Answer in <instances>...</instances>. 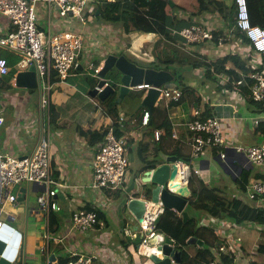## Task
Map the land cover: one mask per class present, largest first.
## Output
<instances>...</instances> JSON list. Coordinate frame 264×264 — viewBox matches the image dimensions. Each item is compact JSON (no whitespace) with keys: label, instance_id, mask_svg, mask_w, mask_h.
Masks as SVG:
<instances>
[{"label":"crops","instance_id":"crops-1","mask_svg":"<svg viewBox=\"0 0 264 264\" xmlns=\"http://www.w3.org/2000/svg\"><path fill=\"white\" fill-rule=\"evenodd\" d=\"M170 1H172V5L169 3L166 12L170 15H176L184 23L190 22V12L197 9L198 0ZM98 6L97 0H90L89 9L95 14H93L92 20L82 24L74 19L61 18L56 8L50 11L49 21L46 5L41 2L37 6L39 25L42 30L47 32L51 30L53 33L70 29L84 32L86 34V48L79 59V62L82 63H85L88 56H92V60L97 64L105 61V58L112 53L117 56L123 53L128 59L133 60L125 50V43L122 39L124 36H133L138 42L144 40L145 35H153L156 39L159 37L156 34L136 31L123 35L121 25L106 23L96 18V15L99 14ZM176 6L182 9L176 8ZM212 19V16L205 14L195 17L194 21L211 28L208 26L213 24ZM0 24H6V20L2 16H0ZM175 28H172V33ZM132 41L134 43L132 48L136 49V41ZM163 44L169 50L168 42ZM239 45L241 44H234V50L238 51L244 58L250 54H252V60L256 57L257 54L253 52L251 46ZM155 47L156 45L153 44L152 51L155 50ZM195 48L212 59L221 55L219 50H215L211 42H203ZM3 49H0V56L7 59L10 71L7 76L0 80V115L5 119V124L0 130V150L3 153L21 157L32 153L46 130L52 134L50 108L51 106L55 108L56 153L54 151L52 177L56 184L52 187L57 191L55 199L60 210L56 214L60 216V225L57 231L49 232L50 239L46 240L44 235L48 229L49 219L40 208L37 200L42 187L38 184L27 183L19 185L15 190L17 196L20 188H27L28 200L24 202L18 200V205L15 208L6 207L3 214L4 221L22 234L18 257L22 258L26 253L31 264H48V259L54 264H60L61 259L71 258L72 254L79 252L95 255L97 258L93 264H141L137 263L140 257L136 255H139L144 258L143 262L146 264L150 258L138 254L137 248L132 242L136 236L135 228L137 225L130 214L126 215L124 208V204L128 200L126 192L118 194L107 189L96 190L91 186L92 164L100 143L97 136L93 134L103 133L111 125L110 116L107 114L106 108L100 103L101 100L92 98L88 94L91 89H85V86L78 85V75L71 74L65 82H54L52 89L48 88V82L42 81L41 89H38L39 100L36 104V111L29 106L31 91L35 89L20 88L16 85V77L21 72L19 68L21 55L10 49ZM80 70L89 73L86 70ZM116 73L119 72H115L114 75ZM111 78L114 80L113 75ZM119 78L121 79V74ZM113 82L120 85L119 81L114 80ZM168 85L175 86L173 84ZM214 90L215 93L218 92L215 98H210L209 95H206L208 93L203 90L201 95L206 98L197 107L194 103V95H192L187 98L184 104L164 111V113L160 111L153 113L150 118V126L141 125L138 130L125 134L129 139V151L131 145H136V151L142 160L137 168V174H131L129 186L135 178L146 171L141 172L140 170L149 162L160 161L159 165L163 164L162 157L170 155V150L174 146H179L182 154L190 161L189 141L192 135L187 129V123L192 118L193 110L198 107L208 109L210 105H218L219 112L224 119L222 126L229 146L264 143V136L256 135V128H252L250 125V122L258 116L252 112L253 109L247 105L246 101L225 96L216 87ZM44 100H48V103L44 104ZM162 100L164 98H159L154 106L159 107L161 111L169 103L160 104ZM121 113L127 112L121 111ZM167 116L172 123V130L179 134V139H174L172 133L167 136L165 132L162 138L166 151H156L153 146L158 141L152 137V130L154 131V127L159 126ZM37 121L38 124L35 125L34 122ZM134 123L135 120L130 125L133 126ZM145 127L151 129L142 133ZM215 152L217 153L216 150L210 151L208 155L211 154V158H203L201 162H196V165L199 168L201 165L202 170L205 168L206 175L202 178L211 187L219 191L217 198L226 203L224 213L226 212L228 216H202L203 220L209 222V226L204 227L205 238L203 236L196 237L204 242L202 247L197 244L190 246L185 244L186 240L193 235L192 225L189 224L193 220L191 218L195 216L193 211H189L190 218L184 222L180 214L165 210L160 215L157 230L165 233L178 244H182L190 252L191 255L184 258L185 263L190 260L205 263L206 258H208L207 253L196 255L202 249L204 251L210 250V253L215 257H219L221 253L229 254L233 259L231 264H251L254 262L264 264V235H261L264 232V203L251 201L247 196L249 184L253 181L264 180V174L256 167H247V171L250 170L251 174L247 180L242 179L240 176L242 169H239L238 166L245 163L243 158L237 157L238 166H227L226 170H222L218 165L219 160ZM143 156L146 159L145 163ZM219 169L227 176L222 177L220 175L217 182L211 184L212 173L219 174ZM244 186L247 188L246 192L243 189ZM229 188H231L230 192L228 191ZM188 208L189 206L187 210ZM79 209H90L98 212L101 225L95 230L84 232L72 230L71 216L74 211ZM160 209L164 208L158 207L157 210ZM236 218L240 221L237 222ZM181 221H183L184 226H182ZM124 236L129 237L130 245L125 246L121 242ZM206 244L209 247H205ZM42 247H46V251L43 253Z\"/></svg>","mask_w":264,"mask_h":264},{"label":"built area","instance_id":"built-area-1","mask_svg":"<svg viewBox=\"0 0 264 264\" xmlns=\"http://www.w3.org/2000/svg\"><path fill=\"white\" fill-rule=\"evenodd\" d=\"M41 2L46 5L49 21L50 11L53 8L58 10L61 18L74 19L82 24H86L93 17L91 14L93 11L89 9L90 0H0V16L6 20L5 25L0 24V49H10L21 55L19 61L21 71H26L30 66L35 65L41 84L42 81L48 82L49 89L54 86V83L51 82L52 73L57 75L58 82L67 81L72 72L78 68L88 72L93 71L94 76H98L104 60L97 66L92 60V56H88L85 63L79 62L80 56L86 48L84 32L70 29L53 33L51 30L47 32L41 29L37 9ZM236 4V26L247 34L257 54L251 61L253 71L248 73L245 79L251 80L249 90L253 100L264 103V28L252 24L248 0H236ZM217 33L202 23L173 30V34L180 35L188 45L193 47L203 42H212L214 39L223 43L225 38L218 36ZM9 71L7 59L0 57V80L7 76ZM214 78L216 87H222L220 93L228 97L244 99L237 90V87L245 81L244 79L234 81L225 73L216 74ZM109 80L114 81L113 78ZM228 82L235 87L233 89L225 88ZM149 88L156 87L153 84H140L130 87L129 94L132 96L136 91H146ZM158 90L161 92L160 99L178 101L183 95L182 90L178 87L168 84L158 87ZM204 98L206 97H203V100H205ZM43 102L46 104L48 100ZM150 118V111H145L141 119L142 126H149ZM110 120L111 125L105 129L104 138L98 145L92 164L91 186L96 190L107 189L122 194L126 192L129 185L126 180V172L130 162V151L128 138L125 135L118 137L115 125L117 123L124 127L126 118L121 113L117 120L111 116ZM223 120L217 104L210 105L208 109L198 107L193 110L192 118L187 123V129L192 135L189 141L191 159L189 162L177 160L189 168L190 175L186 182L190 180L193 173L205 177L204 170L201 169V165L199 168L196 162L198 159L206 158L210 151L215 150L218 160L226 163L228 167L237 165V157L241 156L245 163L237 165L239 169L256 167L264 173V143L229 146L222 126ZM261 123H264V110L250 122V125L252 128H258ZM4 124L5 119L0 115V130ZM164 134V130L156 129L154 130V139L159 141ZM172 136L174 139H179V134L175 130H172ZM52 143L53 136L49 130H46L40 143L30 154L21 157L3 153L0 150V230L5 223L3 214L6 207L15 208L18 205V196L15 190L23 183L38 184L42 187L37 200L48 219L51 212L60 210L55 199L57 191L52 187L56 184L52 177L54 155ZM247 196L251 201L264 203V180L250 183ZM163 213L164 209L150 212L145 215L141 223L143 239L137 252L145 257L158 254L156 248L154 250L148 245V240L154 237L157 232L155 220ZM100 225L101 221L94 210L79 209L72 213L71 228L74 231L95 230ZM49 235L48 225L44 238L49 240ZM41 251L45 252L46 247H42ZM96 258L93 254L76 252L72 254L66 264H93ZM48 264L54 263L48 259ZM209 264H222V262L215 259Z\"/></svg>","mask_w":264,"mask_h":264},{"label":"trees","instance_id":"trees-1","mask_svg":"<svg viewBox=\"0 0 264 264\" xmlns=\"http://www.w3.org/2000/svg\"><path fill=\"white\" fill-rule=\"evenodd\" d=\"M99 14L96 15V18L104 22L119 24L122 27L124 35L130 34L133 31L146 33V34H156L158 35L159 41L155 44V50L152 51L151 60L143 63L139 60H130L137 64L138 66L144 68H152L155 70H167L174 75V84L180 90H182V98L178 101L171 100L169 101L167 107L161 111L159 107H154L150 114L167 111L173 107L179 106L186 103L187 98L194 95L195 106L201 105L203 101V96L197 92V90L186 83V78L183 74V71H204L205 80L215 83L214 76L216 74L225 73L231 77L232 80L238 81L244 79L242 85L237 87V90L243 95L247 105L253 109L252 112L257 114V116L264 110L263 102H255L251 96L249 85L251 80L245 79V76L253 71L251 67V55L244 58L238 51L232 49L233 51L224 52L220 51V57L212 59L205 54H202L193 46L187 47V41L182 38L180 35L173 34L172 28L176 27V30H180L184 27L191 26L193 24H199L195 22V17H200L202 15H210L212 18H216L222 26L219 28L217 33L218 36L225 38V41L222 43L226 48L229 41L232 40L234 44L249 45L251 46L253 52L256 53L255 49L252 46L251 40L248 38L247 34L236 26V12L237 4L236 0L229 1H220V0H198V7L195 11L190 12V22L184 23L182 19H178L176 15H170L166 12V8L169 5V0H97ZM249 9L251 14L252 24L264 28V0H248ZM176 8L182 9L178 6ZM95 14L94 12L91 13ZM194 18V19H193ZM230 39V40H226ZM169 50H164L163 54L159 52L160 44L167 43ZM214 45V48L219 43L218 40L214 39L211 42ZM216 44V45H215ZM221 45V44H220ZM239 45V46H241ZM239 46L237 48L239 49ZM216 50V49H215ZM162 54V55H161ZM120 55H123L121 53ZM90 72V71H89ZM72 74H76L79 77L78 85L85 86V89H93L98 83V77L94 76L93 71L90 73H84L79 68L74 70ZM114 74V70L109 72L107 78H111ZM117 75L115 74L114 77ZM59 78L55 73L51 75V82H57ZM112 86L116 89L115 93L111 94L106 101H100V103L106 108L107 113L114 119H118L121 114L120 106L124 101L131 100L136 101V105L132 111L124 113L125 123L124 127L119 126L116 123L115 132L118 137L129 133L130 131L138 130L142 123V115L146 108L138 111L133 117L132 115L136 111L137 107L140 105L141 100L145 94V91H136L132 96H125L120 104H117L116 100L119 95L120 85L110 82ZM235 85L228 82L225 86L227 89H233ZM219 90H222V87H218ZM51 117L50 125H55L54 113L55 108L51 106ZM149 111V110H148ZM135 120L133 126L130 125L132 121ZM150 126V125H149ZM163 128L166 132V135L169 136L172 133V123L168 119V116L164 118L162 123L154 127L155 129ZM256 135L264 136V123H261L258 128L255 129ZM97 136V140L101 142L104 138L105 132L100 134H93ZM152 137L154 138V131L152 130ZM129 143V141H128ZM179 145V143H178ZM153 149L156 151L165 152V145L163 144V138L156 142L153 146ZM170 155L177 156L178 160H185L186 156L182 154L179 146H174L170 150ZM216 154V152H215ZM190 158V156H189ZM146 161V159H145ZM160 164V161L149 162L141 168V172L147 169L156 168ZM248 169L242 168L241 178L248 179L251 171ZM264 174V173H263ZM190 188L193 192L192 200L188 210L201 213V217L204 215L209 216H228L224 209H226V203L224 201L218 200L217 196L219 191L211 187L208 182L202 176L197 174H192L189 180ZM116 193V192H115ZM198 193V194H197ZM199 195V199H198ZM170 211V210H167ZM171 212V211H170ZM98 214V212H96ZM99 217V214H98ZM60 216L56 212H51L49 215V232H54L59 229L60 225ZM237 222L239 219H235ZM56 225V228L54 226ZM159 225V224H158ZM157 225V227H158ZM121 242L127 246L131 244L129 237L124 236L121 239ZM209 243V242H207ZM201 253L208 254L205 263H199L194 260L184 262L185 264H209L211 261L219 258L222 264H231L233 259L229 254L221 253L219 257H215L210 250H199L196 255ZM70 258H65L60 260V264H66ZM251 264H259L257 262Z\"/></svg>","mask_w":264,"mask_h":264},{"label":"water","instance_id":"water-1","mask_svg":"<svg viewBox=\"0 0 264 264\" xmlns=\"http://www.w3.org/2000/svg\"><path fill=\"white\" fill-rule=\"evenodd\" d=\"M169 3L172 5V1ZM113 70L114 73L119 72L121 74L117 104H120L125 96L129 95L130 87L144 83L153 84L156 87L148 89L132 117L143 108L151 111L161 96L158 87L174 81V75L170 71L144 68L130 61L124 55L117 56L112 53L106 57L103 67L98 73L97 85L88 92L92 98H98L104 102L111 94L115 93L116 89L107 78L109 72ZM16 85L20 88L41 89V82L35 65L18 73ZM177 160L175 155L163 156V164L142 172L126 190L128 200L124 204V208L126 215L130 214L136 221V236L132 242L137 250L143 239L141 223L148 213L162 207L164 210L175 211L180 214L184 222H187L190 218L187 207L190 205L193 192L189 181L174 182L172 179V163ZM185 161L188 162L189 159H185ZM218 165L222 170H226V163L218 161ZM28 198L27 188H20L18 200L24 202ZM160 218L161 216L156 218V225L159 224ZM21 240L22 234L5 222L0 230V264H31L26 257V253L22 258L18 257ZM185 244L186 246L196 244L201 247L204 246V242L196 237H190ZM148 245L155 247L158 253L149 256L154 264H183L184 258L191 255L182 244H178L161 231H157L154 237L148 240Z\"/></svg>","mask_w":264,"mask_h":264},{"label":"rangeland","instance_id":"rangeland-1","mask_svg":"<svg viewBox=\"0 0 264 264\" xmlns=\"http://www.w3.org/2000/svg\"><path fill=\"white\" fill-rule=\"evenodd\" d=\"M211 22H213V24L209 25L208 27H211L212 31L213 30L219 31V28L222 26V24L220 23V21H218L215 18H213L211 20ZM123 35H122V37H123ZM159 38L160 37H157V39H156L155 36L153 37V35L152 36L151 35H145L144 40H141L140 39L141 41L138 42V41H136V38H133V36L128 35V36H124L122 39L124 40V43H125V50H126V52L133 59H135V60L138 59V60H141L143 63H146V62H148V61L151 60V57H152L151 56L152 55V46H153V44L155 45L159 41ZM132 40L136 41V43H135V48L136 49H133L132 48L133 45H134V43H133ZM228 46H230V47H228ZM227 47L228 48H226L224 45H222V43H218L216 45L215 49L216 50H219V51H223V53L224 52L233 51L232 49H234L235 46H234V43H232V40L228 42ZM167 49H168V47L165 44H163V45L161 44L160 47H159V52L163 54V51L164 50H167ZM3 50H5V49H3ZM169 51H170V49H169ZM99 63H97V64L95 63V65L97 66ZM203 73H204V71H202V70H200V71H189V70L183 71V74H184V76L186 78V83L188 85L193 86L197 90V92L199 94L203 93V90H205V92L208 93L206 95H209L210 98H215L216 95H217L216 93H218V92L215 93V90H214L215 87H216V84L213 83V82H211V81L205 80V77H204V74ZM118 81L120 82V78H119ZM174 83L175 82L173 81V82H171L169 84L175 85ZM38 94H39L38 89L32 90L31 91V94H30L31 95V101L29 102V106L31 108H33V109H36V111H37L36 104L38 103V100H39ZM168 102H169V100L164 99V100H162L160 102V104L161 103L162 104H165V103L167 104ZM135 105H136V101H130V100L127 99L125 102L122 103V105L120 106V109H121V111H124V112H127L128 113V112L132 111V109L134 108ZM34 124L37 125L38 124V121L37 122H34ZM52 129H53L52 130V136H53V143H52L53 146L52 147H53V150L56 153V142H55V137H54V135H55L54 134L55 125H52ZM150 129H151L150 127H145V128H143L142 133L143 132H146V131H149ZM135 146L136 145H133V146L131 145L130 154H129L130 155V162H129V166H128L127 172H126V180H127L128 183L130 181L131 174H137V168L139 167L140 162L142 161L140 159V157H139V154L136 151ZM209 157L211 158V154H209L207 156V158H209ZM143 158H144V156H143ZM202 160L203 159H198L197 162L199 163ZM143 161L145 163V158H144ZM205 172L206 171H205V168H204V174H205ZM220 175L222 177L227 176V175H225V173H223V171L221 172V170H220V173L219 174L212 173L211 180H210L211 184H215V182H217L218 177ZM224 183H226V182H224ZM224 186H227V185L224 184ZM243 189L245 190V192L247 191V188L245 186L243 187ZM230 190H231V188L228 189L229 192H230ZM240 190H241V188H240ZM193 214H195L196 217L193 216L191 218L193 220L189 223V224L192 225V230H193L192 233L194 235V236L192 235L191 237L203 236L205 238L206 232H205L204 227H208L209 226V222L207 220H203V218L201 217V213L195 212V209H193ZM182 222L183 221H181V224H182V226H184ZM261 235H264V232L261 233ZM205 247H209V245L206 244ZM136 256L140 257L138 259L137 263H141V264H144L145 263V262H143V259H144L143 257H141L139 255H136ZM146 264H153V262L150 259H148L147 262H146Z\"/></svg>","mask_w":264,"mask_h":264},{"label":"bare ground","instance_id":"bare-ground-1","mask_svg":"<svg viewBox=\"0 0 264 264\" xmlns=\"http://www.w3.org/2000/svg\"><path fill=\"white\" fill-rule=\"evenodd\" d=\"M116 77H114V80L118 81L120 74L116 73ZM172 179L176 182H186L189 178L190 171L189 168L183 164L180 161H176L172 163ZM152 249L155 250V247H152Z\"/></svg>","mask_w":264,"mask_h":264},{"label":"clouds","instance_id":"clouds-1","mask_svg":"<svg viewBox=\"0 0 264 264\" xmlns=\"http://www.w3.org/2000/svg\"><path fill=\"white\" fill-rule=\"evenodd\" d=\"M109 82H112V81L109 80ZM114 83H115V82H114ZM116 84H117V83H116ZM118 85H119V84H118ZM143 91H144V90H143ZM147 91H148V89L145 91L144 96L146 95ZM129 96H131V95L129 94ZM144 96H143V97H144ZM128 186H129V185H128ZM164 211H165V210H164ZM161 215H162V214H161ZM157 231H158V230H157Z\"/></svg>","mask_w":264,"mask_h":264}]
</instances>
